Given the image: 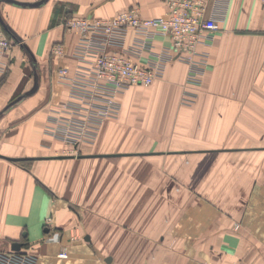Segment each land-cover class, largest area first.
<instances>
[{
  "label": "crops",
  "instance_id": "0c3cea01",
  "mask_svg": "<svg viewBox=\"0 0 264 264\" xmlns=\"http://www.w3.org/2000/svg\"><path fill=\"white\" fill-rule=\"evenodd\" d=\"M215 4L221 21L209 45L199 47L209 63L195 105L179 104L186 66L177 61L150 87L153 104H143L153 108L155 123L167 111L175 115L170 142L179 146L115 151L119 118L103 125L90 158L77 159L62 155L64 146L43 133L49 105L67 97L55 72L76 66L69 56L53 57L51 45L72 48L76 34L64 26L69 17L105 19L134 7L142 17L158 18L166 0H0V20L13 40L0 74V252L19 243L17 251L36 254V264H264V8L258 0H208V15ZM167 44L154 40L155 49ZM127 92L120 96L122 109L129 107ZM118 167L124 175L137 172L131 185L154 190L179 178L183 207L178 210L171 192L169 215L158 204L133 217L151 223L143 229L119 228L114 223L129 218L114 213V185L123 189L128 181L98 182L95 176L99 169L111 176ZM98 185H106L103 209L94 198ZM198 188L201 194H193ZM47 218L58 242L45 240ZM62 251L65 259L58 257Z\"/></svg>",
  "mask_w": 264,
  "mask_h": 264
},
{
  "label": "built area",
  "instance_id": "2783aa9c",
  "mask_svg": "<svg viewBox=\"0 0 264 264\" xmlns=\"http://www.w3.org/2000/svg\"><path fill=\"white\" fill-rule=\"evenodd\" d=\"M264 8V0H258ZM208 0H166L163 17H142L137 8L121 11L111 18L86 19L69 17L64 26L75 32L70 50L62 43L51 45L53 57H71L74 68L59 67L57 83L67 91L64 101L51 103L43 129L45 136L78 153L94 146L103 125L115 120L121 111L120 96L131 87H148L163 78L167 65L177 61L186 66L184 88L179 104L192 107L199 96L208 67V54L199 49L208 46L219 29V5L207 13ZM164 39L167 45L155 49L154 40ZM13 46V40L0 25V74L2 63ZM148 57L142 61V56ZM77 155V154H76ZM46 242H58L59 233ZM59 258L65 259L62 251ZM37 256L25 251L0 252V264H36Z\"/></svg>",
  "mask_w": 264,
  "mask_h": 264
},
{
  "label": "rangeland",
  "instance_id": "374dc122",
  "mask_svg": "<svg viewBox=\"0 0 264 264\" xmlns=\"http://www.w3.org/2000/svg\"><path fill=\"white\" fill-rule=\"evenodd\" d=\"M152 85H150L148 87H139V88H136L132 91L130 90L125 94L126 96L124 95L125 98H127V102L129 103V107L128 108L123 107V109H122V104H121L120 114L118 115V117L115 120H111V121L115 122L116 120L118 121V120L124 119L122 122L118 121L121 123V125L117 129H115V131H114V133L116 135L114 136V140L112 142L114 145L113 150H115V151H118V150L121 151L122 150L123 152H125L124 150H129L130 152H134V153H136V152H147V151H151V150L154 152H157L159 150L162 152H165L168 149H170L171 146L173 148L179 146V144H177L176 142H174V143L170 142V138H171L170 134L172 135V133H169V131L171 129L170 120L172 121L173 119H175V115H173V113H171V111H167L166 114H164V116H162V118H158L156 120V123H155L153 117L149 116V113L153 112V111H151L153 108H151V110H149V111L142 109L144 105H145L146 109L148 108V106H146L145 103L149 104V102H152L155 100V94L153 93V91H151V88H150ZM168 101L170 102L172 100L170 98H168ZM152 104H153V102H152ZM124 106H126V105H124ZM147 112H148V115H146ZM161 112L162 111H160V114H161ZM162 114H163V112H162ZM119 118H121V119H119ZM162 129L167 130V133L164 134V132H162ZM163 139H165V140H163ZM92 147L93 146L84 147L78 153H73L70 150L63 148V150L61 151V154L65 155L66 157H69L71 155L77 159H86V158H90L89 149ZM79 156H81V157H79ZM163 159L166 160L168 158L163 157ZM133 160L136 161L137 159L131 158L127 161H133ZM88 161L84 162V163L87 165H89L88 163H92L91 161H89V162ZM112 161H113V163H117V160H114V158H112ZM93 163H95V161ZM99 163H101V162H99ZM93 165H98L96 167L101 168V166L99 164H93ZM117 166H120V165H117ZM125 166H127V165H125ZM164 166H165V164H164ZM167 167H168V164H167ZM165 168H166V166H165ZM123 170H124V168H123ZM123 170L121 167H118V170H115L113 175L105 176V174H103V172H100V169H99V171H97V174L95 175L96 178L98 179V182H101V181H103V182L106 181L108 183L111 181L118 182V181H120L122 176H124L127 179L125 181L126 183L128 181L129 185H127V186L124 185L123 189H122L123 186H121V185H114V191H113V193H114V213L120 214V215L126 214V217L129 218V220H127V221L115 222L114 224L116 226H119V228H121V226L123 225L124 226L123 228H125L126 230H129L131 232H136L138 230L143 229V227H146L147 225H149L151 223L137 221V220H134L133 217H135V215H137V214H142L144 212H151L152 213L153 209L158 207L157 206L158 204H160V207L162 209L161 212L169 215L170 208L173 207V204H171V198L175 194L178 198V204H177L178 210L183 207V206L181 207V204H182L181 199H183L182 194H184L186 191L184 190L185 185L181 183L182 181L179 178H177L176 180H169L168 179V180H166L167 181L166 185L162 184V185H160V189L154 190V189H152V187L150 185H146L145 186L146 188L141 186V185H136V184L131 185V182H134V181L137 182V180H138L137 172H134V173L131 172V173H127L124 175ZM121 171H122V173H121ZM95 176H93V180H94ZM211 176L214 177L217 175H214V176L211 175ZM196 177L198 178V177H200V175H196ZM148 178L149 177L146 178V181L148 180ZM150 180L153 182L152 178H150ZM163 182H164V180H163ZM220 184L221 183L215 184L213 182V180H211L209 185H220ZM194 185H200V182H196V180H195ZM89 186L90 185H87L86 188H88ZM105 186L106 185H98V188L100 190H96L95 195L97 197H94L99 201L98 204H101V203L103 204L102 209L104 208V204H105V201L107 198L106 197L107 191L105 190ZM93 188H94V185L91 186V189H93ZM91 189L87 190L85 192L90 193ZM196 190L197 191L193 192V194L198 193L200 195L201 189L198 188ZM171 192L173 193V195H171ZM213 192H215V190H209L205 193L211 194ZM170 205L172 207H170ZM162 224H163L162 226H166V225H168V222H163ZM115 229H116V227H115ZM131 256H134L133 259L131 257V261H135V262L138 261L139 255H131ZM142 257H143V255H140L141 261H142Z\"/></svg>",
  "mask_w": 264,
  "mask_h": 264
},
{
  "label": "water",
  "instance_id": "95a60500",
  "mask_svg": "<svg viewBox=\"0 0 264 264\" xmlns=\"http://www.w3.org/2000/svg\"><path fill=\"white\" fill-rule=\"evenodd\" d=\"M42 3V1L41 2H39V3H37L36 5H32V6H38V5H40ZM0 25L3 27V29L5 28V26L3 25V23L1 22V20H0ZM104 156H113V155H104ZM7 160H9V161H24V160H28V159H9V158H7ZM21 247V245L19 244V243H13V245H12V249L13 250H18L19 248Z\"/></svg>",
  "mask_w": 264,
  "mask_h": 264
}]
</instances>
